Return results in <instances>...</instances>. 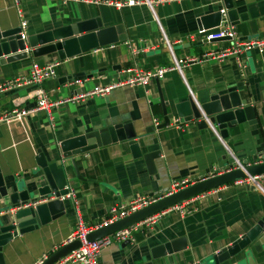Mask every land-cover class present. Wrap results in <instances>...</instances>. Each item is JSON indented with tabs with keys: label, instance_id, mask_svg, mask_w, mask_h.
<instances>
[{
	"label": "crops",
	"instance_id": "1",
	"mask_svg": "<svg viewBox=\"0 0 264 264\" xmlns=\"http://www.w3.org/2000/svg\"><path fill=\"white\" fill-rule=\"evenodd\" d=\"M231 1L238 15L236 23L229 22L233 37L205 40L188 38L187 34L195 35L198 15L221 9L222 0H169L156 4L153 10L146 3L115 7L82 0H19L15 5L12 0H0V30L18 26V8L21 17L27 19L25 34L96 15L103 25L120 22L125 34L124 40L64 59L50 52L0 63V110L34 107L37 86L47 100L46 107L0 120V173L5 181L30 183L32 175L40 173L35 162L37 150L46 158H54L59 140L81 129L105 127L125 119L133 126L141 152H160L153 158V172L148 171L142 156L131 155L126 140L76 154L80 178L64 160L71 191L63 200L64 213L3 245L4 264H37L63 244L79 222L100 221L110 206L124 204L134 195L158 196L179 178L195 182L235 167V162L246 165L264 161V43L234 55L210 56L236 40L264 39V0ZM160 29L171 42L174 56L185 62L167 69L160 78L152 77L143 87L120 85L102 95L87 94L95 86L123 79L128 68L155 70L167 66L170 54ZM192 57L195 60H187ZM32 62H54V74L38 84L10 85ZM237 82L241 84L237 86L238 97L242 104L253 105L255 119L227 127L224 138L215 129L216 133L191 122L173 126L176 117L167 126L155 127L163 116L158 91L170 105L187 95L194 102H202ZM4 201L0 198V207ZM191 206L188 212L172 206L158 212L153 223L136 228L138 239L133 234L134 239L125 244L112 240L101 246L96 263H143L151 260V246L186 233L189 242L184 250L154 258L150 264H187L189 259L198 260L218 250L264 212V173L256 175L254 182L242 178L204 191L193 198ZM250 248V253L240 251L222 264H264V244L259 251L252 245Z\"/></svg>",
	"mask_w": 264,
	"mask_h": 264
},
{
	"label": "water",
	"instance_id": "2",
	"mask_svg": "<svg viewBox=\"0 0 264 264\" xmlns=\"http://www.w3.org/2000/svg\"><path fill=\"white\" fill-rule=\"evenodd\" d=\"M222 5L225 18L231 24L236 23L238 15L232 1L222 0ZM221 15L220 8L199 14L197 17L198 28L218 25L222 18ZM219 38H227V36L209 40ZM124 39L125 34L120 22L103 25L98 15L24 35L21 34L19 26H13L0 30V63L26 56L37 57L50 52H55L58 59H64L91 48ZM75 75V73L72 74V77L74 78ZM240 85L237 82L228 86L225 90L212 94L206 101L194 102L187 95L172 102L171 105L162 99L158 91L163 116L162 121L155 127L167 126L170 119L176 117L172 123L173 126L180 127L184 123L191 122L198 128H208L210 124L219 136L224 138L227 127H232L243 120L252 122L255 119L253 105L242 104L238 97L237 86ZM167 106L169 107L168 111ZM135 136L133 126L128 119L105 127L95 126L89 130L81 129L78 134L58 141V151H55L54 158H46L42 152L37 150L35 162L40 173L32 175L30 183H19L14 180L12 182L5 181L0 173V198L6 199L0 207V264H4L3 245L16 235L32 230L64 213V198H60V196L64 197L68 191V176L64 160L70 162L73 174L80 178L74 161L76 154L110 142L126 140L131 155L134 157L142 156L148 171L153 172V158L157 157L160 152L159 150L141 152ZM261 173H264V161L246 164L242 168L232 167L204 177L178 190L162 195L106 225L88 231L85 239L88 241L98 239L114 231L129 227L149 215L195 197L204 191ZM188 238L189 233H186L151 246L149 251L151 260L184 250L188 246ZM128 241L125 239L122 244ZM263 244L264 212L246 231L229 244L210 252L201 259H189L187 264H222L240 251L245 254L250 253L251 245L255 251H259ZM79 245L78 238L65 241L37 264H51L71 250L77 249ZM151 260L139 264H150Z\"/></svg>",
	"mask_w": 264,
	"mask_h": 264
},
{
	"label": "built area",
	"instance_id": "3",
	"mask_svg": "<svg viewBox=\"0 0 264 264\" xmlns=\"http://www.w3.org/2000/svg\"><path fill=\"white\" fill-rule=\"evenodd\" d=\"M15 5L18 4L19 0H12ZM65 1V0H62ZM82 1H90L93 3H102V4H108L113 5L115 7H121L123 5H133L138 3H146L148 7L153 10V7L163 1H169V0H82ZM19 13V23L18 26L20 27V32L22 35L25 34V27H26V21L21 17L19 9L17 8ZM222 18L219 20L218 25L211 27V28H197L195 35L194 33H188V38H193V36L196 38H201L205 40H209L212 38H218L222 36H228L233 37V30L231 27V24L224 16V9H220ZM160 38L164 42L169 54H170V63L167 66H160L157 67L155 70H143L139 68H128L126 70L129 71L127 76H125L123 79H117L114 82H110L104 85H99L91 88L89 91H87L88 95H102L107 93L110 89L116 86L120 85H128V86H145L152 77L160 78L162 77V74L167 69H170L172 67H179V63L181 61L185 62L186 59H177L171 48V42L169 39L163 34L162 30L160 29ZM264 43V39H253V40H246V41H235L234 44L229 47L222 49L214 54L215 57L221 58L223 56H226L227 54H238L241 50L247 49L249 46L257 45L261 46ZM187 60H195V58H187ZM54 62L45 63L42 65H39L35 62H32L29 66V69L27 72L19 77L13 78L10 81V85L14 86H20L22 84L30 83V84H38L43 78L49 77L54 74ZM78 80V79H76ZM35 97H36V103L34 107L28 108V109H21V108H13L10 110H0V120H9L10 118L19 117L20 115L36 110L41 109L43 107L47 106V100L46 96L44 95L43 90L40 87H36L34 90ZM56 103V102H55ZM154 123H157V120L153 119ZM210 129L215 132L214 128L209 124ZM216 133V132H215ZM241 167L242 164L239 162H235V167ZM227 170V169H226ZM255 176H247L245 177V180L249 182H254ZM192 183L191 180L188 178H179L178 180H174L170 183L169 188L167 191H165L163 194H160L158 196H151L148 194H137L134 195L132 198H130L126 203L124 204H117L112 205L107 209L106 215L100 220L93 222L91 224H83L78 223L76 227L71 231L70 235L68 236L67 240H71L74 238H78L80 241V245L77 249L71 250L70 252L66 253L62 257L58 258L51 264H67V263H80V264H97L96 263V254L98 253L101 246H104L111 242L112 240L122 241L125 239L133 240V232L136 230V228L141 225H149L153 223L156 220V214H152L147 216L146 218L141 219L139 222L134 223L133 225L129 227H125L123 229L114 231L106 236L100 237L95 240L88 241L85 239V235L88 231L93 230L99 226L106 225L118 218H121L128 213L145 206L146 204L154 201L156 198L168 194L172 191L178 190L188 184ZM71 194V191L68 190L67 193L64 195V197H69ZM63 196H60V198H64ZM196 197V196H195ZM194 197H191L189 199H186L184 201H181L179 203L174 204L172 207L178 208L181 212H188L191 210V203L193 201ZM160 212V211H159Z\"/></svg>",
	"mask_w": 264,
	"mask_h": 264
},
{
	"label": "trees",
	"instance_id": "4",
	"mask_svg": "<svg viewBox=\"0 0 264 264\" xmlns=\"http://www.w3.org/2000/svg\"><path fill=\"white\" fill-rule=\"evenodd\" d=\"M138 231H139V230H136V231H134V232H133V234L135 235V238H136V239H138V238H139Z\"/></svg>",
	"mask_w": 264,
	"mask_h": 264
},
{
	"label": "rangeland",
	"instance_id": "5",
	"mask_svg": "<svg viewBox=\"0 0 264 264\" xmlns=\"http://www.w3.org/2000/svg\"><path fill=\"white\" fill-rule=\"evenodd\" d=\"M73 7H74V9L76 8V6H73ZM23 17H24V16H23ZM24 18L26 19V17H24ZM25 19H24V20H25ZM26 20H27V19H26ZM27 25H28V21H27Z\"/></svg>",
	"mask_w": 264,
	"mask_h": 264
}]
</instances>
